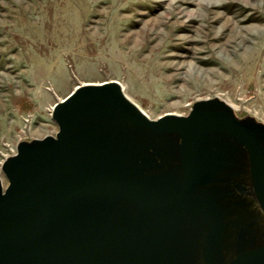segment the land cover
I'll list each match as a JSON object with an SVG mask.
<instances>
[{
	"label": "rangeland",
	"instance_id": "rangeland-1",
	"mask_svg": "<svg viewBox=\"0 0 264 264\" xmlns=\"http://www.w3.org/2000/svg\"><path fill=\"white\" fill-rule=\"evenodd\" d=\"M112 80L134 116L228 111L264 142V0H0L1 190L11 186L5 168L21 144L31 149L23 161L28 175L37 179L61 167L56 116L66 97ZM115 93L108 88L101 98H78L65 113L79 173L154 178L145 188L158 207L173 209L184 193L181 130L136 126L119 115ZM227 135L205 131L193 143L194 150L211 151L208 165L219 168L198 174L210 181L196 190L214 196L222 210L210 245L214 264L264 244V204L248 171L247 147ZM198 208L175 238L190 251L184 264H206L207 232L218 219ZM117 211L119 264H135L139 246L163 220L120 189ZM172 252L166 249L160 263L176 264Z\"/></svg>",
	"mask_w": 264,
	"mask_h": 264
},
{
	"label": "water",
	"instance_id": "water-1",
	"mask_svg": "<svg viewBox=\"0 0 264 264\" xmlns=\"http://www.w3.org/2000/svg\"><path fill=\"white\" fill-rule=\"evenodd\" d=\"M108 88L115 90L118 113L129 122L163 132L181 130L179 156L184 193L173 209L158 207L149 188H145L154 178L132 181L112 172L79 173L65 113L78 98H101V92ZM124 97L128 99L120 83L114 80L71 92L56 116L63 140L64 161L53 171L50 167L41 171L37 179L28 175L30 167L23 162L31 151L30 147L19 146L18 157L5 168L11 186L5 192L0 187V264H119V189L126 191L133 200L142 201L147 212L163 220L162 228L139 246L135 264H161L166 249L174 251V263L184 264L190 251L183 249L179 243L175 245V238L183 222L191 223L193 216L189 214L194 207H199L201 212L198 213L202 215H218L215 225L207 232L205 242V262L214 264L210 245L214 233L222 224V210L214 196H196L199 182L210 181L202 180L201 176L215 174L216 170L213 168L216 165H208L213 157H210L211 151L200 147L194 150L195 139L205 131L223 130L246 144L251 156L252 179L264 204V146L234 114L199 109L189 116L165 114L159 119H152L142 112L143 117H137L124 107ZM167 121L176 126H161ZM20 177L25 180H19ZM48 178L51 180L46 183ZM143 197L149 203L143 201ZM109 224L110 231L106 228ZM185 231L184 227L182 234ZM157 246L158 252L153 254ZM225 264H264V244L239 254Z\"/></svg>",
	"mask_w": 264,
	"mask_h": 264
},
{
	"label": "flooded vegetation",
	"instance_id": "flooded-vegetation-1",
	"mask_svg": "<svg viewBox=\"0 0 264 264\" xmlns=\"http://www.w3.org/2000/svg\"><path fill=\"white\" fill-rule=\"evenodd\" d=\"M224 135H226V134H224ZM228 137L226 138V139H230V140H232V141H234L235 140V138L233 137V136H231V135H227ZM260 141H261V143H262V145L264 146V142H263V140L262 139H260ZM245 146H246V144H245ZM247 147V146H246ZM247 149V154H248V171H249V173L251 174V156H250V152H249V149H248V147L246 148ZM219 171V168L217 167L216 168V170H215V172L217 173ZM118 209H119V207H118ZM215 211H216V209H215Z\"/></svg>",
	"mask_w": 264,
	"mask_h": 264
},
{
	"label": "bare ground",
	"instance_id": "bare-ground-1",
	"mask_svg": "<svg viewBox=\"0 0 264 264\" xmlns=\"http://www.w3.org/2000/svg\"><path fill=\"white\" fill-rule=\"evenodd\" d=\"M114 81H116V80H114ZM106 82H108V81L100 82V83H98V84H105ZM117 82H118V81H117Z\"/></svg>",
	"mask_w": 264,
	"mask_h": 264
}]
</instances>
